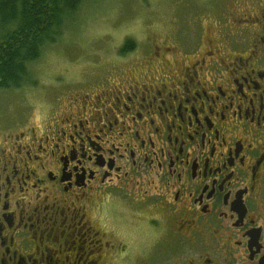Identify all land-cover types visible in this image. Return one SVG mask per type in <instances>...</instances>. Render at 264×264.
<instances>
[{
  "label": "flooded vegetation",
  "instance_id": "flooded-vegetation-1",
  "mask_svg": "<svg viewBox=\"0 0 264 264\" xmlns=\"http://www.w3.org/2000/svg\"><path fill=\"white\" fill-rule=\"evenodd\" d=\"M220 1L0 120V264H264V0Z\"/></svg>",
  "mask_w": 264,
  "mask_h": 264
},
{
  "label": "rangeland",
  "instance_id": "rangeland-1",
  "mask_svg": "<svg viewBox=\"0 0 264 264\" xmlns=\"http://www.w3.org/2000/svg\"><path fill=\"white\" fill-rule=\"evenodd\" d=\"M219 1H84L65 21L55 42L42 47L39 57L28 65L29 81L0 90V120L16 116L24 107L41 106L49 91L87 85L113 67L125 65L129 58L138 57L146 38L161 41L172 29L186 30L211 8V2ZM223 5L224 1L215 7ZM126 39H132L137 50L121 62Z\"/></svg>",
  "mask_w": 264,
  "mask_h": 264
},
{
  "label": "trees",
  "instance_id": "trees-1",
  "mask_svg": "<svg viewBox=\"0 0 264 264\" xmlns=\"http://www.w3.org/2000/svg\"><path fill=\"white\" fill-rule=\"evenodd\" d=\"M86 0H0V90L28 82V65ZM124 40L122 51L130 50Z\"/></svg>",
  "mask_w": 264,
  "mask_h": 264
}]
</instances>
